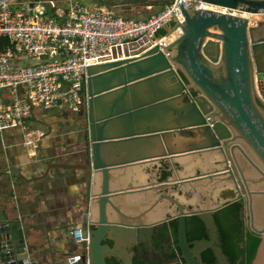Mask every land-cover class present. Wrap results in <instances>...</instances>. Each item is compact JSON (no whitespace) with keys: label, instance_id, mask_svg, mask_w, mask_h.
<instances>
[{"label":"water","instance_id":"obj_1","mask_svg":"<svg viewBox=\"0 0 264 264\" xmlns=\"http://www.w3.org/2000/svg\"><path fill=\"white\" fill-rule=\"evenodd\" d=\"M202 1L264 12V0ZM178 4L182 19L157 28L158 43L144 53L87 68L85 240L49 253L36 218L11 203L0 209V264H107L106 258L132 264L130 245L179 193L219 192L229 179L241 183L250 228L260 239L252 264H264V19L252 24L199 3ZM9 162L4 152L2 178L13 173ZM159 165L185 174L158 181L152 172Z\"/></svg>","mask_w":264,"mask_h":264},{"label":"built area","instance_id":"obj_2","mask_svg":"<svg viewBox=\"0 0 264 264\" xmlns=\"http://www.w3.org/2000/svg\"><path fill=\"white\" fill-rule=\"evenodd\" d=\"M179 1L183 7L199 3L225 13L239 10L202 0H170L145 18H132L116 15L111 5L81 0L65 6L55 0H0V37L9 41L0 50V132L21 129L24 146L35 155L45 133L27 125L33 109L86 108L87 68L139 56L158 43L155 30L182 19ZM241 12L251 21L264 19V12ZM71 239L76 244L85 240L79 226Z\"/></svg>","mask_w":264,"mask_h":264},{"label":"crops","instance_id":"obj_3","mask_svg":"<svg viewBox=\"0 0 264 264\" xmlns=\"http://www.w3.org/2000/svg\"><path fill=\"white\" fill-rule=\"evenodd\" d=\"M55 1L65 6L71 0ZM81 1L108 4L116 15L132 18H145L165 5L162 1L150 4L153 0L126 5L122 0ZM256 20L253 17L251 23ZM37 108L40 107L33 109L30 121L36 117ZM50 112L42 115L45 116V127L41 129L45 136L33 156L23 141L17 139L19 135L21 137V129H7L4 135H0L2 155L4 152L9 155V163L14 168L12 174L5 171L6 178L0 176V209L12 203L20 210V215L35 217L41 235L39 242L49 253L58 255L69 249L73 242L71 231L80 227L88 210L91 167L83 135L87 127V111L80 122L62 116L71 112Z\"/></svg>","mask_w":264,"mask_h":264},{"label":"flooded vegetation","instance_id":"obj_4","mask_svg":"<svg viewBox=\"0 0 264 264\" xmlns=\"http://www.w3.org/2000/svg\"><path fill=\"white\" fill-rule=\"evenodd\" d=\"M21 137L17 139L23 141ZM227 162L233 171L232 158L228 157ZM152 173L158 181L185 174L173 168L167 170L163 165ZM227 185L228 188L219 192L208 189L205 194L179 193L167 207L168 212L155 224L145 227L130 245L132 264H252L255 255L252 247L258 235L249 225L241 183L229 179ZM181 218L184 239L178 235ZM102 243L113 244L110 239ZM105 261L118 264L113 258Z\"/></svg>","mask_w":264,"mask_h":264},{"label":"rangeland","instance_id":"obj_5","mask_svg":"<svg viewBox=\"0 0 264 264\" xmlns=\"http://www.w3.org/2000/svg\"><path fill=\"white\" fill-rule=\"evenodd\" d=\"M241 13H242L241 9L234 11V14H237V15H240ZM80 110L78 112L65 113L62 116H65L66 120L79 121L80 122V121L84 120V118L86 116L85 112L83 110H81V111ZM50 111H52V110H50ZM50 111L43 110L42 108H37L35 111L36 117L33 120L28 122L30 128H44L45 124H44L43 118L45 116L42 117V115H46L48 113L51 114ZM57 121L61 122V120H57ZM9 129H12V128H9ZM87 158H89V156Z\"/></svg>","mask_w":264,"mask_h":264},{"label":"trees","instance_id":"obj_6","mask_svg":"<svg viewBox=\"0 0 264 264\" xmlns=\"http://www.w3.org/2000/svg\"><path fill=\"white\" fill-rule=\"evenodd\" d=\"M163 2V4H167V3H169V1L170 0H153L150 4H153V3H156V2ZM150 2V1H149ZM164 29H161L159 32H158V34L157 35H160V34H164ZM9 45V41H8V39L6 38V37H0V50L2 49V48H4V47H6V46H8ZM81 110H83L84 112H86V108L85 107H82L81 108ZM80 110V111H81ZM259 237L258 238H256L255 240H254V244H253V247H252V251L254 252V251H256V248H257V245H258V243H259Z\"/></svg>","mask_w":264,"mask_h":264},{"label":"bare ground","instance_id":"obj_7","mask_svg":"<svg viewBox=\"0 0 264 264\" xmlns=\"http://www.w3.org/2000/svg\"><path fill=\"white\" fill-rule=\"evenodd\" d=\"M243 15H245V16H246V15H247V13H245V14H243Z\"/></svg>","mask_w":264,"mask_h":264}]
</instances>
